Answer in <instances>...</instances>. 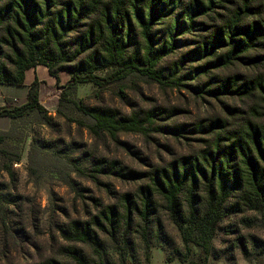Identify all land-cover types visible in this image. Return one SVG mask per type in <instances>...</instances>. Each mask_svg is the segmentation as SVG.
<instances>
[{
  "label": "trees",
  "instance_id": "1",
  "mask_svg": "<svg viewBox=\"0 0 264 264\" xmlns=\"http://www.w3.org/2000/svg\"><path fill=\"white\" fill-rule=\"evenodd\" d=\"M166 22V30H158ZM200 31L196 45L170 68L161 64L177 48V37ZM196 78L233 67L248 74L209 77L198 93L220 98L248 99L245 111L225 107V119L172 124L182 111L156 107L123 115L87 106L69 96L79 85L98 88L143 78L161 87H186L180 75L187 62ZM42 66L56 83L69 79L58 100V111L72 106L89 123L94 135L105 134L131 156L137 153L118 140L121 133H160L179 141L199 135L200 148L161 165L135 171L111 162L95 165L97 175L137 183L86 220H72L59 229L64 245L57 256L71 264H96L104 241L126 243L149 237L167 245L161 213L178 229L184 252L171 254L184 263L194 245L212 254L217 224L226 215L246 211L264 220V0H0V86L21 87L25 72ZM105 71L104 76L98 75ZM207 88V89H206ZM206 89V90H203ZM122 97V91L118 93ZM36 113L47 120L39 102V82L30 84L26 102L12 110L0 108V118L19 119ZM162 126H156L157 123ZM168 123V124H165ZM3 135V134H2ZM16 156L11 162H18ZM10 167L5 168L9 173ZM94 174V175H93ZM71 244L93 249L94 258ZM33 264H64L48 258Z\"/></svg>",
  "mask_w": 264,
  "mask_h": 264
},
{
  "label": "rangeland",
  "instance_id": "2",
  "mask_svg": "<svg viewBox=\"0 0 264 264\" xmlns=\"http://www.w3.org/2000/svg\"><path fill=\"white\" fill-rule=\"evenodd\" d=\"M166 29V22L158 28ZM200 34L199 30L192 29L177 37V48L161 65L170 68L181 61L196 45ZM197 64H201L200 61L193 60L183 66L180 75L187 76L183 81L186 87L165 88L143 78H131L103 88L82 84L69 97L87 106L112 108L123 115L156 107L181 110L171 120L172 124L208 122L217 117L225 119V107L245 111L252 104L248 99L216 100L197 92L209 77L247 75L244 68L213 71L210 76L196 78L191 70ZM34 74L39 82V102L46 109L48 119L28 113L19 119L0 120V264H33L48 258L71 264L56 254L64 245L59 229L72 220L89 219L104 206L114 203L116 196L133 191L137 186V183L97 175L99 182L111 190L109 193L105 186L96 184L90 177L95 165L117 162L131 170H147L149 164L163 165L180 155L197 152L200 136L189 135L187 140L176 141L156 132L150 133L149 138L119 134L118 140L137 153L135 158L107 135L89 132L86 128L89 122L72 106L58 111V100L69 79L68 74L60 73L58 83L42 66ZM98 75L104 76L105 71ZM8 89L13 90L14 98H20L24 90ZM120 91L122 97L118 95ZM21 105V101L7 99L0 108L12 110ZM162 124L159 122L154 127ZM16 156H20V160L11 162ZM7 167H10L9 173L5 172ZM161 221L167 245L149 237L150 245L146 250L144 242L135 235L126 243L116 244L105 241L102 236L105 249L96 264H203L205 255L194 245H190L184 263L171 254L175 249L184 252L181 236L162 213ZM71 245L94 258L92 248ZM212 245L213 251L207 256L206 264H264L261 214L246 211L224 216L217 224Z\"/></svg>",
  "mask_w": 264,
  "mask_h": 264
},
{
  "label": "crops",
  "instance_id": "3",
  "mask_svg": "<svg viewBox=\"0 0 264 264\" xmlns=\"http://www.w3.org/2000/svg\"><path fill=\"white\" fill-rule=\"evenodd\" d=\"M38 67H40V66H37V67H35V68H31V69H29V70H27L26 72H25V80H24V84H23V86H21V87H13V86H0V106L1 105H5V101L7 100V99H12L13 101H21V103L22 104H24L25 102H26V96H27V91H28V88H29V86H30V84L34 81V79H35V71H37V69H38ZM43 68H45V67H43ZM46 69V68H45ZM47 70V69H46ZM29 77H30V79H29ZM50 78H52V77H50ZM59 78H60V74H59ZM53 79V78H52ZM10 87H12V88H14V89H17V88H22V89H24V90H22V94H21V97L20 98H14L13 97V95H12V93H13V90H11V89H8V88H10ZM14 91H17V90H14ZM1 119H9V118H6V117H2V118H0V120Z\"/></svg>",
  "mask_w": 264,
  "mask_h": 264
}]
</instances>
